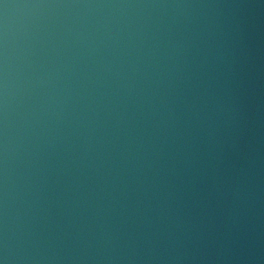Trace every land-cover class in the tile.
I'll list each match as a JSON object with an SVG mask.
<instances>
[{"label":"water","instance_id":"95a60500","mask_svg":"<svg viewBox=\"0 0 264 264\" xmlns=\"http://www.w3.org/2000/svg\"><path fill=\"white\" fill-rule=\"evenodd\" d=\"M0 264H264V0H0Z\"/></svg>","mask_w":264,"mask_h":264}]
</instances>
